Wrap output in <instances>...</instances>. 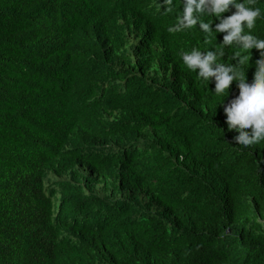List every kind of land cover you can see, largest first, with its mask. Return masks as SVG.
<instances>
[{"label": "trees", "instance_id": "trees-1", "mask_svg": "<svg viewBox=\"0 0 264 264\" xmlns=\"http://www.w3.org/2000/svg\"><path fill=\"white\" fill-rule=\"evenodd\" d=\"M160 1L0 0V264H264V139L228 130L238 81L217 95L180 58L214 51L251 83L260 52ZM237 2L264 39V0Z\"/></svg>", "mask_w": 264, "mask_h": 264}, {"label": "clouds", "instance_id": "clouds-1", "mask_svg": "<svg viewBox=\"0 0 264 264\" xmlns=\"http://www.w3.org/2000/svg\"><path fill=\"white\" fill-rule=\"evenodd\" d=\"M173 0L160 1V6L167 9L172 7ZM119 6L127 7L125 1L118 3ZM235 9L231 11V9ZM231 11L230 15H223ZM207 14L215 15L219 21L214 29L223 33V45L237 44L243 49H257L260 52L256 60V71L251 83L247 82L237 71L234 65L223 64V61L214 51L201 52L193 49L190 53L182 51L183 64L192 70H197L199 81L207 82L217 95L228 90L233 81H238L239 94L224 105L228 130L235 129L239 134L233 139L236 143L244 146L252 145L264 139V39H259L251 34L255 27L257 17L260 15L259 8L247 6L237 0H179V15L175 26L180 30L198 28L210 32L213 25L207 22ZM249 29L245 33L244 29ZM249 57L242 56L239 63H245ZM124 82V81H123ZM251 131H248V130ZM142 139L145 137L142 135ZM126 148L113 145L109 153L122 155ZM85 183V189L96 190L100 198H120L122 192L115 191L104 179L91 169L80 172ZM51 175V174H50ZM136 204L140 209H145L146 196L143 188H138L135 193ZM88 225L96 229L103 219L99 211L85 213Z\"/></svg>", "mask_w": 264, "mask_h": 264}]
</instances>
